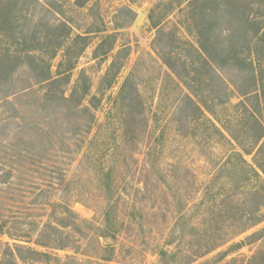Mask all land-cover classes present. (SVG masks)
<instances>
[{
	"label": "rangeland",
	"instance_id": "1",
	"mask_svg": "<svg viewBox=\"0 0 264 264\" xmlns=\"http://www.w3.org/2000/svg\"><path fill=\"white\" fill-rule=\"evenodd\" d=\"M216 1L225 10L232 0ZM236 2L263 34L264 0ZM25 3L14 15L22 19L17 37L0 25V54L35 46L28 40L38 27L44 35L46 24L84 36L61 90L70 96L77 81L79 92L88 85L83 104L92 116L51 102L29 65L14 72V105L0 106V264H264V137L251 146L257 130L239 105L245 99L234 88L221 104V81L205 73L194 49L206 18L201 9L213 3ZM239 29L221 17L225 52ZM241 36L237 51L250 47L262 80L261 105L253 108L264 124V42L253 27L250 43ZM62 58L59 52L50 61L54 73ZM217 73L228 85L245 82L234 68ZM182 80L211 111L187 106ZM255 161L262 178L250 175ZM252 213L262 222L250 228Z\"/></svg>",
	"mask_w": 264,
	"mask_h": 264
},
{
	"label": "trees",
	"instance_id": "2",
	"mask_svg": "<svg viewBox=\"0 0 264 264\" xmlns=\"http://www.w3.org/2000/svg\"><path fill=\"white\" fill-rule=\"evenodd\" d=\"M89 1L90 0H81L80 2V0H76L78 7H84V5ZM208 1L212 2L213 6L209 7L207 5H204L201 9L202 16L205 15L206 18L203 22L204 25L199 32L198 46H194V49L197 53V57L199 58L200 65L204 69H206L205 73H215L221 81L223 87L221 92L225 97V100H222L220 102L221 104H225L230 101V99H228V93H231L233 90H235L234 88H236V90H238V92L241 94V97L245 99L244 102H239V105H242L246 113L253 119L254 124L252 126H254L253 129L257 130V133L256 136H254V139L256 138V140H254L255 143L251 144V146H253V148L255 147L256 149L258 148L259 142L264 137V124L259 118V113L261 112H257L253 108L254 105H257V107H260L261 105L259 97V87L260 85H262V80L258 79L259 73L255 68L253 56L250 54V47H247V52L244 53L245 55L243 54V52L240 53V51H237V47L240 46V43H242L240 41V38L242 37L241 35H244L250 43V38L246 36L250 34V29H252V27L256 33V36L260 38V40H257L258 42H264V33L259 35L261 33V31L258 32V29L260 30V25L256 24V22L254 21L255 19L251 18L250 16L246 17L243 7L240 6L236 2V0H232L230 4H226L227 8L225 10L221 9L222 4L220 2L216 0ZM19 4L20 0H0V12L2 14L0 18V25L4 29L6 28V30H8L7 33L12 35L13 37H17V35L19 34L20 21H22L21 18H16V16L14 15L23 14L25 11L24 7L28 3H25L22 7H20ZM52 10L53 7L49 10V12H51ZM220 11H225L226 13L221 14ZM224 16L231 18L233 22L238 21L240 25V29L235 31L230 37L232 39L229 41L231 44V48L230 50H228V52H225L227 49L223 48L220 45L222 44V41L219 37L222 36V32L218 31L220 19ZM46 27L47 31L44 35L40 34V29H38L40 27L36 28V30H34L31 34V39L28 41L34 43L35 46L30 47L29 49H21L18 53L8 51L6 53L0 54V95H2L0 106L9 107L13 104L10 99L11 97L17 95V92H13V74L20 65H29V69H31L32 74L34 75L35 86L39 85V90L45 91L47 98L51 102L61 101L60 104L67 106L70 111H75V113L77 114H79V112H85L89 114L91 110L90 107L88 106L87 108V106H84L83 104L91 93L90 87H88V85L83 86V91L79 92V83L77 81L76 85L72 88L70 96H66L64 91L61 90V85L63 83L71 82L70 73H72V71L75 69L76 59L80 57L82 51L84 50V47L80 48L78 43L80 41H83L84 36L78 35L76 37H72L70 31L69 33L66 32L65 27L64 32L61 31L62 33H60L59 27L56 28L49 24H46ZM242 27L244 28V30L242 29ZM263 27L262 31H264ZM245 38L243 39V41H245ZM28 41L26 39V42ZM59 52H62L63 58L57 65V70L54 73L50 61L54 59ZM63 59H66L67 63L63 62ZM166 64L170 69L175 71L173 64H170L169 62H166ZM194 65L197 66V64ZM226 67L236 69L239 75H243L240 77L243 78L245 82L242 85H237L236 83L232 82V86L231 84L228 85L229 83H227V81L224 82L218 75L217 70ZM203 77V79L206 80L205 74H203ZM182 83L184 84V87L186 89L187 87H191L192 85L185 80L184 82L182 80ZM187 91V106H190V108H192L195 112H200L203 109H205L206 111H211L209 110L207 104H204L206 108H202L200 104L195 101L193 97L194 92L189 93V89H187ZM33 94H36V91H33ZM254 95H256V102L252 105L251 98ZM247 105L249 107H247ZM89 115L92 116V114ZM224 129L230 135L232 140L236 142L238 147L242 149L243 154L252 155L251 151L245 149V146H243V144L237 140V138L233 135L232 130H229V128H226L225 126ZM243 156L241 155V159L245 163H247ZM254 164L255 166L249 164L250 175L262 178L259 170L263 171V166H259L256 161L254 162ZM61 173L64 172L61 171ZM261 218L262 216H260V214L252 213L250 215L249 227L251 228L261 223ZM0 231H2V228ZM255 236L256 234L250 236V240ZM240 245H242V243L239 244V246ZM166 253L167 252L162 251L160 255L163 256ZM11 254L14 255L12 251ZM15 264L18 263L15 262Z\"/></svg>",
	"mask_w": 264,
	"mask_h": 264
}]
</instances>
